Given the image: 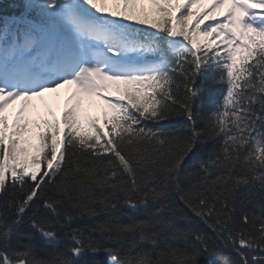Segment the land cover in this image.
I'll list each match as a JSON object with an SVG mask.
<instances>
[{"label": "snow or ice", "instance_id": "snow-or-ice-1", "mask_svg": "<svg viewBox=\"0 0 264 264\" xmlns=\"http://www.w3.org/2000/svg\"><path fill=\"white\" fill-rule=\"evenodd\" d=\"M18 9L0 17V264H89L98 245L79 229L60 232L73 213L122 207L145 218L99 226L109 264H195L209 242L175 227L185 209L231 246L223 264H264V0H20ZM206 75L223 91L201 128L195 82ZM64 87L60 119L43 120L32 145L30 102ZM93 97L102 119L82 126ZM177 116L187 133L144 123ZM205 136L213 147L186 172ZM138 242L163 244L167 259L133 256Z\"/></svg>", "mask_w": 264, "mask_h": 264}, {"label": "trees", "instance_id": "trees-1", "mask_svg": "<svg viewBox=\"0 0 264 264\" xmlns=\"http://www.w3.org/2000/svg\"><path fill=\"white\" fill-rule=\"evenodd\" d=\"M4 6L0 5V9H5L7 12L19 13L18 5L20 0H6ZM10 3V6H9ZM6 7H8L6 9ZM4 10V11H5ZM218 80V76L215 77ZM196 87L203 89L204 99L197 100L195 103V110L198 114L197 124L203 128L209 116L211 115L212 110L215 105L214 100L218 99L220 94L223 91V85L220 83H214L213 75H206L200 77L196 82ZM145 125L148 128H152L156 132H170L174 129H179L184 133H187L188 127L186 118L184 117H172L168 121L162 122H153L145 121ZM213 141L207 136L201 138V151L197 157L190 159L186 167V172L196 171L197 170V159L200 156H203L213 147ZM182 186L183 182H182ZM46 194H51L48 192V189H45ZM35 207V206H34ZM33 209L28 210V214H32ZM65 211H70V208L65 205V207L60 209L61 219ZM187 213L188 219L179 221L176 223V228H190L194 231H199L201 234L205 235L208 238L209 250L208 252L203 253L196 258L195 264H223V261L226 257L234 256V252L231 249L230 245H226L224 238L222 236L218 237L207 224L201 221L199 218L195 217L191 212ZM75 218L70 224L66 227H63V230L60 232V235L63 236L66 232H71L73 229H79L83 236L91 240L94 244L98 245V250L95 253H87L85 259L89 264H109L110 257L108 255V249L112 248L113 245L108 239L107 235H104L100 232L99 226L101 225H115V224H130L134 220L144 219L142 213L126 210L122 207L121 211L118 213H107V212H98L96 216H90L88 214H75ZM256 214L260 215V211L257 208ZM212 221H209L211 223ZM26 229L21 228L20 231L23 232ZM66 247V243H62L56 249H50L49 251H61ZM172 247L175 249H184L185 243L182 240H177L172 242ZM151 249V259H167V257H160L159 253L161 250H164L163 244L159 248L153 249L152 246L146 242H138L135 249L132 250V255L135 256L137 252L147 251ZM166 251V250H165ZM43 255V253H41ZM179 255V253H178Z\"/></svg>", "mask_w": 264, "mask_h": 264}, {"label": "rangeland", "instance_id": "rangeland-1", "mask_svg": "<svg viewBox=\"0 0 264 264\" xmlns=\"http://www.w3.org/2000/svg\"><path fill=\"white\" fill-rule=\"evenodd\" d=\"M108 5L112 6L111 2H109ZM70 90V88L64 87L58 89L56 92L46 93L43 97H36L32 99L25 115V120L28 122L29 127V131L25 133V138H28L32 145L37 143V133L43 131L46 127L42 123L43 120L51 122L53 120L58 121L60 119L63 101ZM20 104V101H16L6 110L8 114L6 117L9 126H11L15 112L19 109ZM102 109V101L97 100L95 97L91 99L86 98L82 103L81 121H83L85 116L100 118ZM36 125H39V127H36Z\"/></svg>", "mask_w": 264, "mask_h": 264}]
</instances>
